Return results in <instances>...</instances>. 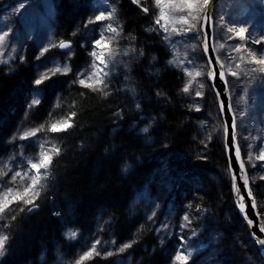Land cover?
I'll list each match as a JSON object with an SVG mask.
<instances>
[{
    "label": "rangeland",
    "instance_id": "rangeland-1",
    "mask_svg": "<svg viewBox=\"0 0 264 264\" xmlns=\"http://www.w3.org/2000/svg\"><path fill=\"white\" fill-rule=\"evenodd\" d=\"M95 2L91 0L83 4V19L76 16L75 25L69 28L71 34L79 35L87 43L82 50V59L75 63L77 49L74 45L67 46L62 57L58 51L55 52V40L59 39L57 29L61 25L57 21L55 1L0 0V66L14 64V59L34 69L39 64L32 77L36 83L56 75H72L94 89L101 99L110 100L111 104L116 103L120 99L118 95H121L126 100L124 108L130 113L137 112L135 114L144 121L141 133L144 139L156 145L165 160L168 156L170 159V156L179 155V162L188 156L191 162L197 163L192 172H175L171 177L165 174L162 181L158 178L156 190L153 187L147 191L144 187L138 188L130 203V215L137 218L135 221L144 218L146 225L140 223L144 229L156 220L158 213L162 215L159 227L167 230L168 225H173L178 228L177 236L171 237L172 230H167L165 235V245L169 240L175 243L169 251L165 250L168 256L166 264L195 257L200 258L203 264H262L264 258L255 242L250 240L245 221L239 213L242 221L237 216L233 191V200L230 201L221 185L218 189H205L208 187L207 179L222 183L225 175L230 178L226 150L220 151L225 148V125L209 80V62L202 50L201 26L208 0H144L140 3L144 5L141 16L149 14L155 20L154 26L149 25L145 17L143 23L146 25H141V30L154 34L163 46H168L170 63L185 72L179 99L187 107L184 116L194 133L183 148H175L174 143L166 148L169 144L165 141H169V136L164 132L160 135L155 130L162 105L159 101L164 95L160 89L153 90L155 82H147L141 71L143 63L139 61L146 58L148 44L136 26H129L127 21L123 23L122 0H97L100 9ZM152 8L153 13H148ZM83 20L86 24H81ZM130 20L137 21V16H131ZM88 24L94 27L95 35L83 31ZM128 42L133 46V51L129 52L131 58L122 57L121 53L117 55V50L131 46ZM215 49L225 67L234 111L237 119H241L242 131L238 129L240 144L264 218V0H220L215 16ZM48 57H51L49 62L43 61ZM70 83L66 85L70 86ZM150 88V92L145 90ZM30 92L26 111L24 108L23 117L18 120L25 119L42 99L41 91H33V95ZM152 97L155 99L148 101ZM118 103L112 107L117 106L122 113L125 109ZM32 117L30 125L11 127L6 136L10 150L7 156L0 158V264H4V258L11 253V246L23 244L24 229L22 225L15 226L21 212L40 197L43 200L53 197V185L49 186V183L54 172L60 170L53 165V156L70 148L60 131L71 126L72 120L58 124L51 134H47L43 131V117L41 121ZM248 128L253 130L252 139ZM180 173L186 175L185 188L179 184L175 187L176 182L173 183ZM157 185H161V189ZM173 187L180 195V201L190 191L193 194L183 200L182 212L171 205L177 197L172 195ZM200 190L203 191V199L198 208H192L194 196L201 197L198 194ZM148 191L150 193H145ZM213 191H216L214 197L209 196ZM139 213H143L140 219ZM221 215H225L224 220H229V226L234 228L233 235H226L218 224H207V219L210 222L213 217L219 219ZM107 221L101 220L87 231H80L72 220L66 222L64 234L67 239H78L84 232L85 240L73 251L70 247L63 250L55 239L53 243L57 249L54 252L58 255L50 264H83L97 256H116L117 263H133V255L128 254L132 239L126 236L115 241L117 229L109 227ZM141 227L137 226L134 233L140 232ZM113 242L118 244L114 247Z\"/></svg>",
    "mask_w": 264,
    "mask_h": 264
},
{
    "label": "trees",
    "instance_id": "trees-1",
    "mask_svg": "<svg viewBox=\"0 0 264 264\" xmlns=\"http://www.w3.org/2000/svg\"><path fill=\"white\" fill-rule=\"evenodd\" d=\"M53 1L57 5V21L61 22L57 29L59 39L55 40V52L58 51L62 57L66 49H61L60 45L64 41H70L77 49L75 58V63H77L82 59V50L87 43L82 41V37L79 35L71 34L69 28L73 24L75 25L74 21L78 17L83 19L84 10L81 6L90 3L91 0ZM142 1L144 0H122L120 10L121 13L123 10L125 14L123 23L127 21L129 26H136L141 38L148 44L146 58L139 61L140 64L143 63L141 71L147 77V82L149 80V83L155 82L153 90L160 89L164 95L159 101L162 105L155 130L160 135L164 132L169 136V141H165L169 144L166 148H170L173 143L175 148H183L185 147L183 145L190 140V136L192 137L194 133V129L189 122V124L186 122L184 116L187 107H184L185 104L179 99L185 72L170 63L168 46H163L154 34L141 30V25H146L143 23L146 18H148L149 25L154 26L155 24V20L149 14L145 15L146 18L141 16L143 13L141 10L144 8V5L140 4ZM136 3H139L140 6ZM95 4L100 9L97 0ZM53 8L55 13V6ZM153 11L152 8L148 13H153ZM76 16L77 18H75ZM131 16L134 18L137 16V21H131ZM81 24H86L85 20ZM94 30V27L88 24L83 31H90L93 32L92 35H95ZM128 43L131 46L129 48L124 46L117 50V55L121 53L122 57L131 58L129 52L133 51V46L131 42ZM50 58H45L43 61L49 62ZM23 64L25 63H19L17 59H14V64L0 66V158L7 156L10 150L6 136L11 127L30 125L32 116L38 120L43 117V131L47 134H51L58 124L66 120H72L73 124L60 131V134H63L61 136L68 140L70 148L53 156V165L60 169L54 172L49 183V186L53 185V197L49 198L48 196L45 200L40 197L35 203L28 204L27 208L21 212L19 219L15 221V226L17 228L18 225H22V229H24L23 244L10 247L11 253L4 258V264H50L58 255L54 252L57 249L53 243L55 239L57 240L56 244L60 243L63 250L66 247L73 250L77 245L82 246L85 240L84 232L78 239H67L64 234L66 222L72 220L78 224L80 231H87L104 219L108 220L109 227L117 229L118 236L115 241L126 236L132 239L128 249V254L133 255L131 264H137V262L166 264L168 256H166L165 250L169 251L175 243L169 240V244L165 245L167 242L165 235L167 230H172L171 237L177 236L178 228L173 225H168L167 230L159 227L162 215L158 213L156 220L144 229L140 226V223L146 225L145 219H140V216L143 217V213L141 215L139 213L140 221H135L137 218L130 215V203L138 188L144 187L145 191L149 190V187L155 188V181L158 178H161L162 181L165 174L171 177L175 172L186 170L192 172L197 163L191 162L187 158L188 156L179 162L181 159L179 155L170 156V159L168 156L165 160V157L158 153L157 146L144 139L141 134L145 126L144 121L135 114L137 112L130 113L127 111L128 109L124 108L126 100H123L121 95H118L120 99L116 103L119 101L125 109L122 113L117 106L112 107L114 104L117 105L116 103L111 104L110 100L101 99L94 89L81 83L77 77L56 75L46 81L39 82V84L32 81L34 72L39 69V64H36L35 69ZM67 82L70 83V86L66 85ZM37 90L42 92L41 101L38 105L33 106L25 119L18 120L23 117L24 108L26 111V101L31 97L28 93L32 91L33 95V91ZM145 90L150 92L151 88ZM152 99L155 97L148 101ZM142 101L144 102L143 99ZM136 118L138 119L135 122ZM238 122L239 129L242 131L241 119ZM169 124L170 126H167ZM248 131L249 138L252 139L253 130L248 128ZM220 151H225V148L223 147ZM9 167L12 166L9 165ZM186 179L185 173H180L176 181L172 179L171 181L176 182L175 187L176 184H179L181 188H185ZM207 180L206 190L209 188L218 189V186L221 185L222 191L226 193L225 197L228 196L230 201L233 200L232 184L228 174L225 175V181L222 183L218 180ZM161 185H157V188L161 189ZM175 187H173L172 195H177V197L173 199L174 202L171 205L177 206L178 210L182 212L183 200L190 198L193 194L190 191L180 201V195L176 193ZM201 190L198 192L201 197L194 196L195 202L192 208H198L200 205V201L203 199ZM215 192L213 191L210 195L208 193V195L214 197ZM145 193H150V191ZM237 216L241 220L238 212ZM68 217L71 218L67 219ZM224 218L225 215H221L219 219L213 217L210 222L207 219V224L212 226L218 224L222 229L229 228L228 235H233L234 228L228 227L226 222L229 220H224ZM220 221L221 225L218 223ZM137 226L141 227V231L134 233ZM114 244L118 243L113 242V246ZM41 251H43V258H41ZM254 255L260 259L256 254ZM124 263L122 261L117 263L116 256L108 258L97 256L83 264ZM176 264H203V262L200 258L195 257L179 261Z\"/></svg>",
    "mask_w": 264,
    "mask_h": 264
},
{
    "label": "water",
    "instance_id": "water-1",
    "mask_svg": "<svg viewBox=\"0 0 264 264\" xmlns=\"http://www.w3.org/2000/svg\"><path fill=\"white\" fill-rule=\"evenodd\" d=\"M219 0H208L202 18V50L209 62V80L219 105L225 127V150L229 162L235 206L245 221L248 233L264 258V218L252 188V179L239 141L237 116L224 64L215 49V16ZM138 5V4H137ZM140 6V5H139ZM64 42L61 48L70 46Z\"/></svg>",
    "mask_w": 264,
    "mask_h": 264
},
{
    "label": "bare ground",
    "instance_id": "bare-ground-1",
    "mask_svg": "<svg viewBox=\"0 0 264 264\" xmlns=\"http://www.w3.org/2000/svg\"><path fill=\"white\" fill-rule=\"evenodd\" d=\"M60 1V0H59ZM85 3V2H84ZM216 95V94H215ZM216 97H217V99H218V96L216 95ZM218 104H219V100H218ZM219 111L221 112V109H220V105H219ZM221 115H222V113H221ZM224 122V121H223ZM239 141H240V139H239ZM155 143V142H154ZM238 212V211H237ZM220 225H221V221L220 222H218ZM229 223L230 222H226V224H227V226L228 227H231V228H233L232 226H229ZM224 229V231H225V233H226V235H228V233L230 232V230H229V228H223ZM86 241H87V239H86ZM224 256V255H223Z\"/></svg>",
    "mask_w": 264,
    "mask_h": 264
}]
</instances>
